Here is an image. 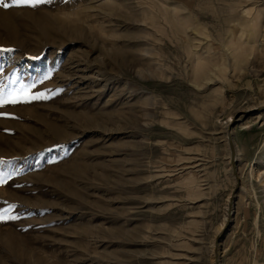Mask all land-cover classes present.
I'll return each mask as SVG.
<instances>
[{
  "label": "rangeland",
  "instance_id": "374dc122",
  "mask_svg": "<svg viewBox=\"0 0 264 264\" xmlns=\"http://www.w3.org/2000/svg\"><path fill=\"white\" fill-rule=\"evenodd\" d=\"M3 3L0 264H264V0Z\"/></svg>",
  "mask_w": 264,
  "mask_h": 264
},
{
  "label": "snow or ice",
  "instance_id": "6c2138e0",
  "mask_svg": "<svg viewBox=\"0 0 264 264\" xmlns=\"http://www.w3.org/2000/svg\"><path fill=\"white\" fill-rule=\"evenodd\" d=\"M42 0H13L14 4L20 5V4H26V5H32L35 6L36 4L41 3ZM3 7H9V5L7 3H3L2 5ZM0 51H10V49H3L0 48ZM31 87V86H30ZM41 98V94L37 93V94H30L28 92L25 91H21V92H16V93H9L8 97H2L0 96V107H3L6 104H15V103H19V102H27L28 100H35V99H39ZM0 115H8L7 113H0ZM0 163H3V161H0ZM6 183V181L4 179H0V185ZM14 207V206H11ZM10 209L7 210H0V221H4V220H12V219H17L18 217L15 215H6V212H9Z\"/></svg>",
  "mask_w": 264,
  "mask_h": 264
},
{
  "label": "water",
  "instance_id": "95a60500",
  "mask_svg": "<svg viewBox=\"0 0 264 264\" xmlns=\"http://www.w3.org/2000/svg\"><path fill=\"white\" fill-rule=\"evenodd\" d=\"M228 139H229V145H230V149H231V164L234 168V173L236 174V149H235V145H234V141H233V136H232V132L231 130L229 129L228 130ZM236 178L239 179V177L236 175ZM232 206V204H231ZM224 234V231H222L218 237H217V240H216V264H219V260H218V257H217V253H218V244H219V241L222 237V235Z\"/></svg>",
  "mask_w": 264,
  "mask_h": 264
}]
</instances>
